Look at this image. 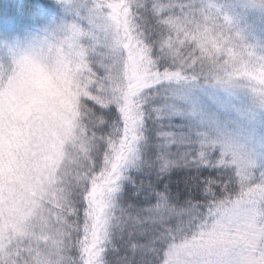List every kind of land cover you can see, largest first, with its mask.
I'll list each match as a JSON object with an SVG mask.
<instances>
[{
  "label": "snow or ice",
  "instance_id": "snow-or-ice-1",
  "mask_svg": "<svg viewBox=\"0 0 264 264\" xmlns=\"http://www.w3.org/2000/svg\"><path fill=\"white\" fill-rule=\"evenodd\" d=\"M0 45V264H264V0H56Z\"/></svg>",
  "mask_w": 264,
  "mask_h": 264
},
{
  "label": "trees",
  "instance_id": "trees-1",
  "mask_svg": "<svg viewBox=\"0 0 264 264\" xmlns=\"http://www.w3.org/2000/svg\"><path fill=\"white\" fill-rule=\"evenodd\" d=\"M52 0H0V16L13 20L22 29L42 25L50 15L58 16Z\"/></svg>",
  "mask_w": 264,
  "mask_h": 264
},
{
  "label": "rangeland",
  "instance_id": "rangeland-1",
  "mask_svg": "<svg viewBox=\"0 0 264 264\" xmlns=\"http://www.w3.org/2000/svg\"><path fill=\"white\" fill-rule=\"evenodd\" d=\"M56 3V0H52ZM57 4V3H56ZM58 16L62 15V11L57 4ZM54 15H50L42 25L34 28H20L13 20L0 16V45L3 44H24L30 40L37 32L49 24L55 18Z\"/></svg>",
  "mask_w": 264,
  "mask_h": 264
}]
</instances>
